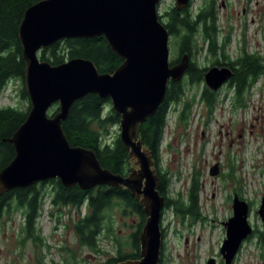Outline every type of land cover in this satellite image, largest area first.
I'll use <instances>...</instances> for the list:
<instances>
[{
	"label": "water",
	"instance_id": "1",
	"mask_svg": "<svg viewBox=\"0 0 264 264\" xmlns=\"http://www.w3.org/2000/svg\"><path fill=\"white\" fill-rule=\"evenodd\" d=\"M162 0H42L24 13L19 28L25 61V89L30 111L8 140L15 157L0 172V196L50 180L64 187L88 191L100 186L128 189L143 206L146 222L140 235V259L116 264H160L162 255L161 195L156 162L138 137L139 126L156 114L166 99L170 82H180L190 65L188 54L170 61V33L160 21ZM191 0H175L185 10ZM105 37L123 60L113 73H100L88 59L74 58L58 66L40 59L44 49L69 39ZM233 77L229 67L210 68L204 83L218 92ZM89 95L110 99L121 116L120 140L129 151L128 176L104 169L93 150L72 146L63 123L76 101ZM58 111L50 114L54 106ZM212 176L220 173L212 167ZM233 216L223 223L226 238L220 253L224 264H233L242 244L253 235L248 221L250 206L238 195ZM258 214L264 223V198ZM207 264H217L210 259Z\"/></svg>",
	"mask_w": 264,
	"mask_h": 264
},
{
	"label": "rangeland",
	"instance_id": "2",
	"mask_svg": "<svg viewBox=\"0 0 264 264\" xmlns=\"http://www.w3.org/2000/svg\"><path fill=\"white\" fill-rule=\"evenodd\" d=\"M202 0H193L191 10L197 13ZM175 7V0H162L159 15ZM220 40L229 37L227 55L237 60L245 53L259 54L264 63V0H217ZM201 41V37H198ZM175 39L170 37V61L179 59ZM214 57L206 52L196 54L199 67L209 69ZM203 84L184 82V101L173 105L162 140V166L170 171L168 195L185 199L191 180L196 173L201 183L200 215L204 218L191 223L183 221L169 209L163 212L161 227L163 264H207L222 259L220 249L226 238L223 223L233 216L235 194L250 204L249 224L256 231H264L258 214L264 198V75L244 95V107L237 105L233 88L224 85L219 91V102L212 115H208L201 98ZM21 83L11 82L0 93V107L13 106L26 109L29 103L20 96ZM194 99L187 125L179 123L178 112L185 103ZM54 106L50 112H56ZM120 134L119 126L112 136ZM172 149L169 150V145ZM219 165L220 173L212 176V167ZM45 190L53 189L47 184ZM113 231L99 240L98 252L82 246L74 231L78 217L86 216L85 206L79 212L73 208H54L46 197L38 219L41 243L28 239L24 229V216L13 212L0 225V264H105L116 255L115 245L122 244L131 252V236L137 230V215L123 216L114 207ZM253 234L242 244L233 264H264V249Z\"/></svg>",
	"mask_w": 264,
	"mask_h": 264
},
{
	"label": "trees",
	"instance_id": "3",
	"mask_svg": "<svg viewBox=\"0 0 264 264\" xmlns=\"http://www.w3.org/2000/svg\"><path fill=\"white\" fill-rule=\"evenodd\" d=\"M42 0H0V93L12 82L21 83L20 96L29 103L26 109L13 106L0 107V172L9 165L15 157V149L9 139L25 122L30 111V101L25 89V61L23 46L19 37V28L25 11ZM189 6L179 12L175 7L160 15V21L166 26L170 37L175 39L179 58L184 54L190 57V65L184 78L177 83L170 82L166 99L156 114L149 117L138 129V137L143 146L150 151L156 162L160 178V193L165 198L163 212L173 210L178 216L191 218V223L204 218L200 215L199 176L195 173L190 189L185 199L181 194L177 198L168 195L171 174L164 170L162 162V140L168 124V114L173 105L179 106L184 101V82L188 78L192 85L203 84L208 67H199L196 54L205 51L206 55L214 57L213 65L226 66L233 71V77L228 86L233 88L237 105L244 107V95L249 92L257 80L264 75L263 58L259 54L245 53L237 60H232L226 53L230 43L229 37L220 40L218 25L217 0H202L197 13ZM201 37V41L198 39ZM74 58L91 60L100 73L113 74L122 64L108 45L105 37L93 39H69L57 42L44 49L40 54L42 61L54 66L63 64ZM179 59L173 60L175 64ZM219 93L211 91L204 85L200 100L205 104L208 115H212L219 102ZM194 99L184 104L178 112L179 123L187 125ZM58 111V106L56 105ZM55 113V112H54ZM121 116L112 108L110 99H101L97 95H89L75 102L68 119L63 123L64 132L72 146L93 150L104 169L112 173L127 176L132 162L129 151L120 140L119 135L112 136V130L119 126ZM169 145V144H168ZM172 146L169 145V150ZM47 184L53 189L45 190ZM238 194V193H237ZM54 208H73L79 212L83 206L90 212L79 218L74 224L80 244L98 252L101 235L109 238L114 226V207L123 216L137 215L139 224L131 236V252H126L122 244L115 245L116 255L105 264H116L128 260L140 259V235L146 222L144 208L128 189H118L100 186L88 191L78 186L64 187L59 180H50L36 184L27 189H15L0 196V225L5 217L11 219L13 212H21L24 216V229L28 239L41 243V230L38 219L44 207L46 197ZM165 233L163 232V237ZM255 234V233H254ZM258 245L264 249V231H256ZM253 236H251L252 238ZM164 250L162 247L161 262L163 264Z\"/></svg>",
	"mask_w": 264,
	"mask_h": 264
},
{
	"label": "flooded vegetation",
	"instance_id": "4",
	"mask_svg": "<svg viewBox=\"0 0 264 264\" xmlns=\"http://www.w3.org/2000/svg\"><path fill=\"white\" fill-rule=\"evenodd\" d=\"M220 67H224V66H220ZM226 67V66H225ZM205 84V83H204ZM229 84V82L227 83V84H225V85H228ZM133 166V165H132ZM132 168V167H131ZM131 171V170H130ZM130 173V172H129ZM129 175V174H128ZM127 175V176H128ZM48 182V181H47ZM97 188V187H96ZM235 195H238V194H235ZM249 206H250V204H249ZM85 210H86V214H88V212H90L87 208H85ZM162 215H163V212H162ZM161 229H162V235H163V232L165 233V229L164 228H162L161 227ZM253 234H254V232H253ZM165 235V234H164ZM222 259L219 261V264H224V260H223V257H221Z\"/></svg>",
	"mask_w": 264,
	"mask_h": 264
}]
</instances>
